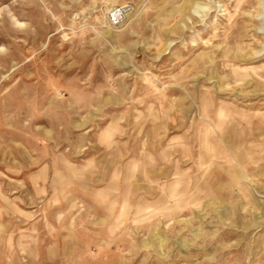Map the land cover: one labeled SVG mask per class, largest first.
Listing matches in <instances>:
<instances>
[{
	"label": "rangeland",
	"instance_id": "1",
	"mask_svg": "<svg viewBox=\"0 0 264 264\" xmlns=\"http://www.w3.org/2000/svg\"><path fill=\"white\" fill-rule=\"evenodd\" d=\"M0 264H264V0H0Z\"/></svg>",
	"mask_w": 264,
	"mask_h": 264
},
{
	"label": "built area",
	"instance_id": "2",
	"mask_svg": "<svg viewBox=\"0 0 264 264\" xmlns=\"http://www.w3.org/2000/svg\"><path fill=\"white\" fill-rule=\"evenodd\" d=\"M131 10L129 4L120 5L111 9L108 13V21L111 25L117 26L123 22L127 13Z\"/></svg>",
	"mask_w": 264,
	"mask_h": 264
}]
</instances>
